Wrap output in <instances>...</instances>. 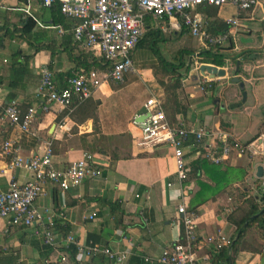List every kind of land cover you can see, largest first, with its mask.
I'll return each instance as SVG.
<instances>
[{
    "label": "crops",
    "instance_id": "1",
    "mask_svg": "<svg viewBox=\"0 0 264 264\" xmlns=\"http://www.w3.org/2000/svg\"><path fill=\"white\" fill-rule=\"evenodd\" d=\"M24 5L22 0H0V100L15 101L21 111L38 105L36 90L42 66L52 70L59 87L64 86L65 77L75 69V58L83 52L73 43V19L59 14L54 7L42 5L40 0H31L28 12L21 9ZM202 12L208 17L212 32L217 28L216 21L225 22L233 16H239L246 27L237 36L236 49L228 50L230 53L234 50L236 55L240 53L239 66L246 73L238 76L237 72V76L244 88L232 80L224 100L220 96L224 91H217V86L229 78L232 62L227 57L224 64L227 67H221L225 75L214 77L211 83V88L215 84L212 97L207 91L202 99L196 98L200 94H189L190 106L199 108V113L190 114L189 120L188 114L183 115L174 107L175 120L187 126L222 132L243 145L260 143L263 154L239 156L233 152L222 163L215 164L221 170L218 179L222 187L203 197L198 195V182L213 188L215 180L206 176L203 168L192 171L186 182L187 196L181 200L171 148L167 144L143 142L141 128L133 122L147 98L165 96L152 71L158 58L148 43L138 45L132 53L134 71L126 73L121 86L104 82L71 111L56 103H51L47 111L39 110L33 125L37 137L23 134L11 125L0 106V145L10 138L19 154L30 156L42 152L45 142L51 141L58 169L90 152L102 172L99 177L86 179L65 192L50 182L44 185L38 206L64 214L54 226L56 246L46 244L41 235L35 234L34 227L9 225L7 218L0 216V264H153L145 262L144 257L156 258L180 235L178 204L184 202L194 214L199 237L217 229L235 236L237 222L261 206L257 194L252 202H244V214L239 210L243 191V198L248 197V185L260 192L264 183L263 178L256 176L257 166L261 165L264 171V0L247 11H238L234 5L226 4L213 15ZM153 23L161 32L168 30L162 21ZM172 31L178 33V30ZM247 52L252 53L245 58L243 54ZM248 58L251 62H246ZM195 115L200 116L201 122L193 119ZM224 118L227 124L222 126ZM201 155L202 149L195 148L191 142L185 145L184 157L192 169ZM9 160L10 156L0 157V190L7 187L12 177L21 182L30 177L21 168L7 170ZM229 204L234 209L230 217V213L223 212ZM92 212L96 216L88 219ZM252 228L257 230L258 245L252 239ZM68 234L82 243L96 242L114 251H127L128 257L123 262H115L104 254L85 257L76 251L71 257V248L65 242ZM262 237L263 230L257 224L247 228L233 254L232 264H264ZM207 252L204 247L198 255ZM63 255L67 257L66 262L61 261Z\"/></svg>",
    "mask_w": 264,
    "mask_h": 264
},
{
    "label": "built area",
    "instance_id": "2",
    "mask_svg": "<svg viewBox=\"0 0 264 264\" xmlns=\"http://www.w3.org/2000/svg\"><path fill=\"white\" fill-rule=\"evenodd\" d=\"M22 1L25 5L21 9L28 12L31 0ZM55 1L59 3L60 12L73 19V43L82 51L108 63V69H80L66 78L64 87H59L52 70L42 66L36 90L37 106L32 105L21 111L15 101L4 103L0 100L4 118L11 125L18 127L21 133L34 137L38 135L33 125L39 110L47 111L51 103H56L71 111L75 105L90 98L93 91L104 82L111 80L122 83L126 73L134 71L132 53L145 33L148 17L156 23L162 21L171 30L185 28L188 34L201 41L205 48L222 46L227 42L235 44L238 34L245 31L246 27L241 23L239 16H233L225 20L229 26L227 30L214 33L211 31L208 17L200 12L198 7L206 4L220 9L226 4H232L238 11H247L261 0H40L42 5L47 7H51ZM162 28L164 30V27ZM201 64L198 63L196 67L197 80L201 89L207 90L211 88L214 78L200 72ZM143 106L146 109L144 120L137 122L138 115H135L133 122L140 126L143 142L153 145L167 144L171 148L181 200L187 196L186 181L191 171L184 157V147L189 142L195 148L202 149L205 159L213 164L222 163L233 152L239 156L248 153L263 154V146L260 143L243 145L237 140H230L222 132H213L200 126H187L181 122L171 123L163 109L160 96L151 95ZM14 145L12 139L5 140L0 145V157L10 156L7 170L21 168L29 172L30 177L23 182L12 177L7 187L0 190V216L7 218L9 225L34 227L35 234L41 235L46 244L56 246L54 226L57 218H64V214L38 206L37 200L44 194V185L50 182L65 192L86 179L99 177L102 174L101 169L90 152H84L67 167L58 169L54 163L51 141L45 142L42 152L32 153L30 156L19 154ZM261 190L264 192V183ZM232 210L230 204L223 208L225 214ZM176 213L180 227L179 237L168 244L156 258L145 256V262L212 264L211 257L218 254L222 248L230 246L231 236L221 229L199 237L195 216L188 211L184 202L177 205ZM95 216L96 213L92 212L87 218L93 219ZM65 242L66 246L73 244L78 255L85 257L104 254L112 261L123 262L129 254L127 251L111 250L96 242L82 243L72 234L66 236ZM204 247L208 252L199 256L198 251ZM61 261L66 262L67 257L61 256Z\"/></svg>",
    "mask_w": 264,
    "mask_h": 264
},
{
    "label": "rangeland",
    "instance_id": "3",
    "mask_svg": "<svg viewBox=\"0 0 264 264\" xmlns=\"http://www.w3.org/2000/svg\"><path fill=\"white\" fill-rule=\"evenodd\" d=\"M205 12L209 13V11H206V10ZM162 34H163L162 37L164 39L159 41L157 46L161 54L163 55V57L166 59V61L172 64H178L180 61H183L185 65L189 66V71L187 73L185 72L184 67L181 68L178 72L172 73L170 65H164L161 62H157V66L152 70L154 77L159 85V88H161L165 92V96L161 97V100L163 103V109L165 110L168 118H170V120L172 121L175 118L172 112V110H174V107L175 109L177 108V110L181 111L183 115L188 114L187 119L190 120V118H192V116L195 113L197 114L199 113L197 110L199 108L190 106V103L188 100L189 94L190 93L200 94V96L196 98L202 99V97L205 96L204 94L205 91L209 92L211 95L213 93V89H215V84L213 88H209L207 90L201 89V86L198 84V80L196 76L198 75V70L196 69V67H197V64L200 62V60L197 57L196 52H199L203 48V45L197 39L190 36L187 31H182V29L178 30V33H174L171 29L168 28V30L166 32H162ZM238 40H240V37H238ZM236 45L237 43L234 45L233 49H236L235 47ZM230 46H231L230 42L224 43L221 46L222 50H226V54L230 58V61L232 62L228 70L229 78L224 79L223 84L217 86V89H218L217 91H220V89H222L221 91H224L221 95L219 94L223 100H224L223 95H227L226 90L228 89V87L232 86L231 77L234 75V69L236 68V63L233 61V58L236 56V54L233 53L235 52L234 50L231 51V53L230 51H228L230 49ZM180 51L184 53L180 54L179 53ZM186 51H190L192 52V54L189 55L188 53H185ZM246 62H251L250 58H248ZM222 67H227V66L224 65ZM240 68L241 67L239 66L238 76L244 75V73H246L245 70H242ZM144 74H146L145 70H144ZM179 74L181 75V79L176 81L177 76ZM138 81L140 82V85L143 87L144 86L143 81L140 79ZM108 82L114 85L115 87H119L123 84V82L116 83L111 80H109ZM225 99H228V96H226ZM190 114L192 116H190ZM194 118L198 119L201 122L199 115H195L193 119ZM221 121H222L221 122L222 126L227 124L226 118L221 119ZM245 185L246 183L244 184V186ZM248 186H249V189L247 192L248 197L243 198L245 195L244 191L242 193V197H241L242 206L241 207L239 206V210L241 214H244V212L246 211L245 207L243 206L244 202L246 203L252 202L255 199L254 196L257 194H258L257 195L258 198L261 200L260 205L264 204V199H262L261 193L255 192L256 187L253 188L251 187V185H248ZM250 231L253 233L252 239L258 245L259 243H258V239L256 236L257 230L255 231L254 228H252L250 229ZM262 238L264 239V237Z\"/></svg>",
    "mask_w": 264,
    "mask_h": 264
},
{
    "label": "trees",
    "instance_id": "4",
    "mask_svg": "<svg viewBox=\"0 0 264 264\" xmlns=\"http://www.w3.org/2000/svg\"><path fill=\"white\" fill-rule=\"evenodd\" d=\"M51 7H54V9L56 11H58V13L60 14V7H59V3L57 1H55L53 3V5ZM198 10L200 12L202 11H209L210 15L215 14L217 7L215 6H211V5H201L198 7ZM203 13V12H202ZM153 20L151 19V17H148L146 19V23H145V33L143 34V36L141 37V39L139 40L138 45H142L144 43H148L150 49L154 52V54L156 55V57L158 58V61L161 62L164 65H170L171 66V72H178L181 68H185V72L187 73L189 71V66L185 65L183 61H180L178 64H172L166 61V59L163 57V55L161 54L157 44L159 41L163 40L164 38L162 37V32L160 31V29H158V27H155V23L152 22ZM216 25L217 28H215V33L216 32H223L225 30H227L229 28V26L222 21H216ZM148 28V30H147ZM150 28V29H149ZM182 31H186L185 28H182ZM234 48L233 46L230 47V49ZM180 54L184 53L182 51L179 52ZM185 53H188L189 55L192 54V52L190 51H186ZM252 53V52H251ZM251 53L247 54H243L245 58L250 57ZM197 57L199 58L200 62L199 63H209V64H213L219 67L224 66L225 64V59L228 57L227 54L224 52V50H222L221 46H210L208 48H202L199 52H196ZM240 53L239 55H236L233 58V61L236 63L239 60ZM90 68H96L98 70H107L108 69V63H105L101 60V58H97L94 57L92 54L90 53H86V52H81V54H79L76 58H75V69L73 71H71L69 73V75H67L65 77L64 80V86H65V82H66V78L72 74H74L75 72L79 71L80 69H84V70H88ZM181 79V75L179 74L177 76L176 81ZM61 86V87H64ZM165 111V110H164ZM175 109L172 110L174 117H175ZM166 113V112H165ZM167 115V114H166ZM170 120V118H169ZM171 123L173 124H177L178 122L175 120L172 121L170 120ZM203 153V151H202ZM201 155L199 157H201V160H199V158L196 160L197 162L195 163V166L193 167V169L191 168V171L189 172L188 175V179L190 178V175L192 174V171H196L200 168H203L204 171L206 172V176H208L210 179H214L215 180V187L211 188L208 184L199 181V185H200V190L198 191V195L203 197L205 196L208 192L210 193H214L215 191L219 190L222 187V181L220 179H218L220 177L221 174V170H219L218 166H215V164L209 163L205 157ZM209 164H208V163ZM198 174V172H197ZM186 181V182H187ZM260 193H261V197L262 199H264V192L261 190L260 188ZM234 210V209H233ZM233 210L230 212V214L228 215V217L231 216V214L233 213ZM190 212V211H189ZM257 224V226L263 230V237H264V204L261 205L259 208H254L253 210H251L247 215L243 216L241 221H238L236 224V228H235V236H231L232 238V242L230 244L229 247L226 248H222L218 254L213 255L211 257V262L212 264H232V260H233V254L234 252L237 251V248L239 247L238 243L241 240V237L243 235V233L246 231L247 228H249L252 224ZM69 248H71V257H73L74 255V251L76 250L74 246L68 245ZM57 264V263H54Z\"/></svg>",
    "mask_w": 264,
    "mask_h": 264
},
{
    "label": "water",
    "instance_id": "5",
    "mask_svg": "<svg viewBox=\"0 0 264 264\" xmlns=\"http://www.w3.org/2000/svg\"><path fill=\"white\" fill-rule=\"evenodd\" d=\"M239 64H240V61H237L236 68H235V71H234L235 75L233 76L232 80L234 82H238L239 83V87L241 89H243L244 85H243V83L240 82V80H239V78L237 76V72H238V69H239ZM199 69H200V72L202 74L207 73L211 78H214L216 76L221 77V76L225 75V69L224 68H221V67H218L216 65L209 64V63H202L200 65ZM245 98H246V92L243 90L242 91V99L245 100ZM145 113H146V109H145L144 106H142L140 108V110L137 112L138 117L136 118V121L137 122H142L144 120V118H145ZM256 176L259 177V178H263V180H264V171H263V167L261 165L257 166V168H256Z\"/></svg>",
    "mask_w": 264,
    "mask_h": 264
}]
</instances>
